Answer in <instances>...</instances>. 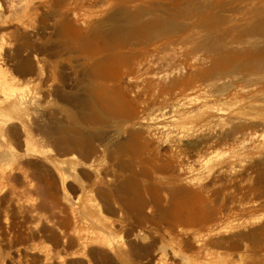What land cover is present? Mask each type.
<instances>
[{
    "label": "rangeland",
    "instance_id": "rangeland-1",
    "mask_svg": "<svg viewBox=\"0 0 264 264\" xmlns=\"http://www.w3.org/2000/svg\"><path fill=\"white\" fill-rule=\"evenodd\" d=\"M0 67V264H264V0H0Z\"/></svg>",
    "mask_w": 264,
    "mask_h": 264
},
{
    "label": "bare ground",
    "instance_id": "bare-ground-1",
    "mask_svg": "<svg viewBox=\"0 0 264 264\" xmlns=\"http://www.w3.org/2000/svg\"><path fill=\"white\" fill-rule=\"evenodd\" d=\"M218 62H220V61H218ZM215 65L217 66V64H215ZM29 68H32L31 64H29ZM212 70H213V68H212ZM212 70H210V71L213 72ZM2 72H3V70L0 67V87L3 88V91L6 94V97L3 100H0V115L2 117H4V122L2 124L6 125L7 122H12V121H15L16 119L19 118L20 114L24 110L25 100H24V97H21V96H13L11 98L10 94L13 93V92H16V84L6 80V78L4 76H2V75H4ZM213 73H215V72H213ZM174 83L176 84L178 82L176 81ZM12 95H15V94H12ZM211 111L212 110H206V108H205L204 111H200V113H198L195 116H190V114H186L185 113L183 115L184 118L181 119V123L178 124V126H176V127H177L178 130L179 129H184L186 124H187L186 122H188V120L192 119V121H193L194 117H195V119H198L196 116L199 115V117H200V114H203L205 116H209V118H212L213 114H212ZM201 118H202V115H201ZM201 118L199 120H201Z\"/></svg>",
    "mask_w": 264,
    "mask_h": 264
}]
</instances>
